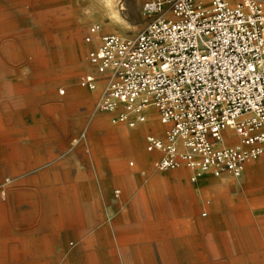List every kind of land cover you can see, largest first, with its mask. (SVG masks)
<instances>
[{
  "label": "rangeland",
  "instance_id": "1",
  "mask_svg": "<svg viewBox=\"0 0 264 264\" xmlns=\"http://www.w3.org/2000/svg\"><path fill=\"white\" fill-rule=\"evenodd\" d=\"M146 1L0 0V238L93 237L97 230L96 235L100 237L102 227H108L110 237H118L121 232L127 237L149 238L154 232L142 228L151 224L159 228L155 236L160 242L166 239V229L171 224L190 226L214 220L206 234L203 231L195 238L197 252L184 254L176 252V247L158 245L156 261L109 264H187L178 261L182 259H197L190 264L235 262L231 259H239L233 264H252L249 258H264V246H249L248 255L237 247L236 255L226 243L230 239L229 217L235 208L250 211L249 222L256 227L257 234L264 233L261 229L264 206L259 210L253 208L250 193L264 185L263 176L253 175L261 171L252 167L264 164V153L247 164L240 180L231 176L217 179L212 175H204L196 182L188 180L193 188L191 193L187 191L188 207L196 212L191 217L184 213L143 212L136 207L140 200L138 194L136 198H129L126 208L120 212L118 205L125 203L116 192L119 190L117 181L111 183L110 197L103 195L109 184L102 181L103 174L110 169L106 156L109 134L121 125H129L114 123L111 116L100 112L99 103L106 85H100L94 92L80 87V79L94 72L87 60L92 46L86 43L85 37L91 27H96L100 36L117 34L137 38L150 23L144 15ZM201 1L209 5V0ZM155 113L154 123L162 131L157 134L149 129L143 133L147 166L131 159L128 167L131 168L132 162L138 165L139 174L145 173L142 185L150 174H182L188 179L191 172L185 168L162 172L149 167L151 159L158 154L147 151L146 138L148 135L165 136L167 130L159 123L156 110ZM100 121L104 122V128L95 129ZM152 121L149 119L140 126L151 128ZM77 143L89 148L88 157L77 155L81 152L75 146ZM93 144L105 146L106 152L96 155ZM22 153L23 158L19 160ZM78 170L82 171L79 175ZM44 177L71 180L73 193L80 195L75 205L77 215L60 206L54 197H30L38 195L34 192L38 183L24 180ZM260 195L264 199V189ZM134 202L135 207H130ZM233 248L236 251V247Z\"/></svg>",
  "mask_w": 264,
  "mask_h": 264
},
{
  "label": "built area",
  "instance_id": "2",
  "mask_svg": "<svg viewBox=\"0 0 264 264\" xmlns=\"http://www.w3.org/2000/svg\"><path fill=\"white\" fill-rule=\"evenodd\" d=\"M144 15L134 39L89 29L94 72L80 87L106 85L99 109L130 128L156 110L167 129L146 138L157 171L241 178L264 153V0H147Z\"/></svg>",
  "mask_w": 264,
  "mask_h": 264
},
{
  "label": "crops",
  "instance_id": "3",
  "mask_svg": "<svg viewBox=\"0 0 264 264\" xmlns=\"http://www.w3.org/2000/svg\"><path fill=\"white\" fill-rule=\"evenodd\" d=\"M107 113L106 116H111L112 121L115 123L114 118L116 116L115 111H102ZM156 113L154 109L148 111L149 119L153 120L151 128L148 126H140L137 129L129 128L121 125L116 131H112L109 134L110 140L109 147L99 144L94 145L95 154H103L107 151L106 156L108 157L109 168L107 172L103 174L102 181L108 182V186L104 189L103 195L110 197L112 193V182L117 181L119 190L117 194H121L125 205H118V209L122 212L126 208V202L129 198H136L138 194L137 203L134 202L130 207H138L143 212H155L157 214H186L191 217L196 212L189 209L190 195L193 188L188 184V180L191 181V176L188 179L182 174H150L149 178L142 185V176L145 173L139 174V163L143 162V165L147 166L145 160L143 143V133L145 130L154 131L160 133L161 128H158L155 123ZM104 122L100 121L95 124V129L104 128ZM153 126L156 127L153 129ZM157 133V134H158ZM162 135L161 137H163ZM164 138V137H163ZM76 148L81 150L79 157H88V147L75 144ZM106 150V151H105ZM158 154V153H157ZM16 155V154H15ZM22 157L19 160H22ZM160 155L158 154V157ZM151 159L149 167L154 168V162L158 158ZM131 159L137 160L138 165L130 163L131 168L128 167ZM7 160L10 162L11 157ZM12 161V160H11ZM83 161V159H82ZM62 166V164H60ZM81 166H83L81 164ZM88 170L89 167L85 165ZM251 167V166H250ZM257 172L253 174L257 175L258 178L263 176L264 178V164L259 166H252ZM261 168V169H260ZM23 169V168H22ZM20 169V171H23ZM259 170V171H258ZM24 172V171H23ZM82 171L78 170L79 175ZM259 174V175H258ZM231 175H223L220 178ZM232 177V176H231ZM243 177V176H242ZM241 177V178H242ZM81 179V177H79ZM78 178V179H79ZM217 178V179H220ZM241 178H236L240 180ZM92 181L93 178H92ZM24 182H37L38 188L34 189V192H38V195H32L30 197H54L60 206L69 209L71 214L77 215L78 211L75 210L77 199L80 197L79 194L73 193L74 188L71 185L70 179L65 178H33L32 180H24ZM192 182V181H191ZM42 183H46L43 185ZM48 187L47 189L44 187ZM165 187V188H164ZM261 188L252 189L251 193V206L257 210L264 206V199L261 197ZM35 188V187H34ZM164 190V191H163ZM189 190V193L187 192ZM33 191L29 189V192ZM72 191V192H71ZM121 191V192H120ZM95 195V193L93 192ZM65 206H64V205ZM109 206V205H108ZM99 207V206H98ZM114 207V205L109 206ZM240 210V211H239ZM239 211V212H238ZM251 212L244 210V208L231 210L230 222V235L229 243L232 247L231 251L238 255L237 247H241V253L248 255L250 250L249 246H264V233L257 234L256 227L253 226L252 222H249V216ZM239 214V215H236ZM214 222V220H211ZM211 221L196 222L195 225L183 223L182 225H173L168 227L166 239L158 242L156 240V231L159 229L155 225L147 226L142 228L144 231L148 230L153 236L149 238H137L127 237L123 233H119L118 237H110L108 227H102L101 236L96 235L95 237H20V238H0V264H109L110 262H142L156 261V247L158 245H166L176 247V252L189 254L191 252H197L198 243H196V237L203 231L206 234V230L209 229ZM129 228H133L129 226ZM264 231V224L262 228ZM151 234V235H152ZM104 236V237H103ZM236 247L234 251V248ZM179 249V251H178ZM264 255V253H263ZM144 256V258H142ZM154 256V257H152ZM206 262L205 259H198V261ZM237 260L239 259H231ZM243 260V259H242ZM187 264L197 262V259H182L178 260ZM213 261H221V259H214ZM235 262H229L233 264ZM248 262L252 264H264V258L259 259L257 257H251ZM262 262V263H260Z\"/></svg>",
  "mask_w": 264,
  "mask_h": 264
},
{
  "label": "bare ground",
  "instance_id": "4",
  "mask_svg": "<svg viewBox=\"0 0 264 264\" xmlns=\"http://www.w3.org/2000/svg\"><path fill=\"white\" fill-rule=\"evenodd\" d=\"M76 43V42H75ZM79 45V44H78ZM165 188V187H164ZM18 191V190H17ZM164 191V190H163ZM17 196V195H16ZM22 196H23V194H22ZM28 196V195H27ZM21 197H19V199H20ZM24 198V197H23ZM16 199V198H15ZM11 208V207H10ZM2 209V207H1V204H0V210ZM12 211V210H11ZM3 216V215H2ZM5 219V218H4ZM3 219V220H4ZM104 237V236H103Z\"/></svg>",
  "mask_w": 264,
  "mask_h": 264
}]
</instances>
